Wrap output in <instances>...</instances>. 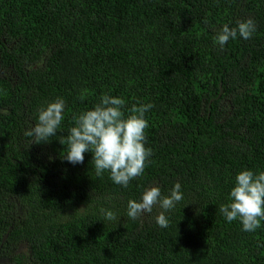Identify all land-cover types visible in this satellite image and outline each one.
Here are the masks:
<instances>
[{"label":"trees","instance_id":"obj_1","mask_svg":"<svg viewBox=\"0 0 264 264\" xmlns=\"http://www.w3.org/2000/svg\"><path fill=\"white\" fill-rule=\"evenodd\" d=\"M249 17V40L214 42ZM102 94L154 105L152 156L127 188L90 152L63 158ZM56 97L65 119L36 144L24 132ZM241 169L264 171V0H0V264H264V221L245 232L219 212ZM176 182L167 228L158 206L127 217L129 199Z\"/></svg>","mask_w":264,"mask_h":264},{"label":"clouds","instance_id":"obj_2","mask_svg":"<svg viewBox=\"0 0 264 264\" xmlns=\"http://www.w3.org/2000/svg\"><path fill=\"white\" fill-rule=\"evenodd\" d=\"M256 30L253 18L240 19L235 26L222 25L216 31L214 42L223 49L230 39L239 36L249 40ZM153 107L151 103L136 102L127 108L123 98L102 94L91 109L73 116L74 126L68 129L66 137L59 139L64 146L63 158L75 165L83 163L84 154L90 152L96 176L102 177L107 172L114 183L127 188L132 180L143 175L152 156V150L145 146L146 129L149 127L145 114ZM37 111L36 122L25 130L24 135L31 137L36 144L49 142L65 119V101L56 97ZM183 199L179 182L168 194H163L158 185H153L142 191L139 200H128L126 215L137 220L151 214L158 206L160 211L155 217L156 224L167 228L169 219L166 213ZM100 211L106 220H117L113 211L104 208ZM219 212L229 223L239 220L245 232H255L260 228L264 221V171L241 169L234 178L228 202L220 205Z\"/></svg>","mask_w":264,"mask_h":264},{"label":"rangeland","instance_id":"obj_3","mask_svg":"<svg viewBox=\"0 0 264 264\" xmlns=\"http://www.w3.org/2000/svg\"><path fill=\"white\" fill-rule=\"evenodd\" d=\"M18 251L23 252L24 253V245H20L18 248Z\"/></svg>","mask_w":264,"mask_h":264}]
</instances>
